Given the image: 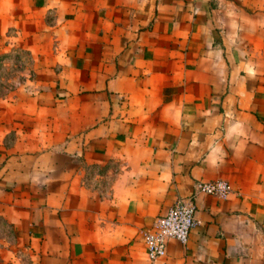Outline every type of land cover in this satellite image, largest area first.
<instances>
[{"label": "crops", "instance_id": "1", "mask_svg": "<svg viewBox=\"0 0 264 264\" xmlns=\"http://www.w3.org/2000/svg\"><path fill=\"white\" fill-rule=\"evenodd\" d=\"M0 264H264V0H0ZM223 178L227 199L197 193Z\"/></svg>", "mask_w": 264, "mask_h": 264}, {"label": "built area", "instance_id": "2", "mask_svg": "<svg viewBox=\"0 0 264 264\" xmlns=\"http://www.w3.org/2000/svg\"><path fill=\"white\" fill-rule=\"evenodd\" d=\"M196 191L218 199H227L233 192V187L226 179L218 178L197 183ZM195 213L193 196L180 199L168 209L164 216L157 218L151 228L143 232L149 264L164 257L170 239L186 243L190 230L197 223Z\"/></svg>", "mask_w": 264, "mask_h": 264}, {"label": "rangeland", "instance_id": "3", "mask_svg": "<svg viewBox=\"0 0 264 264\" xmlns=\"http://www.w3.org/2000/svg\"><path fill=\"white\" fill-rule=\"evenodd\" d=\"M31 63L32 56L24 49L0 52V94L29 87L33 78Z\"/></svg>", "mask_w": 264, "mask_h": 264}]
</instances>
